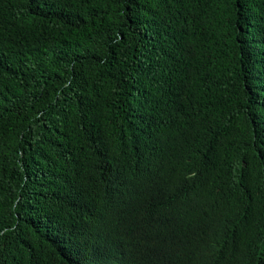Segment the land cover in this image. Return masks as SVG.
<instances>
[{"label":"trees","instance_id":"16d2710c","mask_svg":"<svg viewBox=\"0 0 264 264\" xmlns=\"http://www.w3.org/2000/svg\"><path fill=\"white\" fill-rule=\"evenodd\" d=\"M0 264H264V0H0Z\"/></svg>","mask_w":264,"mask_h":264}]
</instances>
